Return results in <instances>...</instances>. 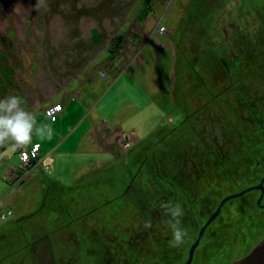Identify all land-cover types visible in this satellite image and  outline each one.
Here are the masks:
<instances>
[{"label":"rangeland","instance_id":"obj_1","mask_svg":"<svg viewBox=\"0 0 264 264\" xmlns=\"http://www.w3.org/2000/svg\"><path fill=\"white\" fill-rule=\"evenodd\" d=\"M181 14L189 31L181 22L173 29ZM179 34L191 45L182 62L174 55ZM118 36L122 49L110 53ZM198 51L204 56L195 66L189 59ZM193 69L200 74L190 78ZM9 95L23 97L34 115L39 163L51 152L57 158L50 178L35 164L15 183L8 166L21 163L20 151L11 141L0 144V215H8L0 226L22 221L6 233L7 244L0 236V264H184L188 245L173 247L168 262L170 252L159 243L172 234L161 203L182 206L190 246L226 197L264 173V0H0V99ZM57 102L67 117L52 131L77 130L54 150V135H37L47 136L45 109ZM129 107L142 110L139 133L159 129L133 142L127 129L123 150L108 138ZM186 107L197 112L182 123ZM82 134L86 151L78 154ZM95 146L104 152L92 153ZM251 190L226 202L223 212L245 206L257 195ZM252 214L227 221L229 214L220 215V226L244 234L216 240V230L207 233L195 264H233L246 255L264 232Z\"/></svg>","mask_w":264,"mask_h":264},{"label":"crops","instance_id":"obj_2","mask_svg":"<svg viewBox=\"0 0 264 264\" xmlns=\"http://www.w3.org/2000/svg\"><path fill=\"white\" fill-rule=\"evenodd\" d=\"M179 16V14H177L176 15V17H178ZM181 16H182V18H180V21H179V23H177L176 24V27L174 28L173 27V29H174V31L176 30V28L178 27V25L180 24V22H181V24H180V28L181 29H183L184 30V32H186V31H189L190 29H189V27H187L186 25H185V23L183 22V20L182 19H184V17L185 16H187V14H181ZM175 17V18H176ZM193 17V16H192ZM194 19H196L197 20V18H194ZM193 19V20H194ZM195 20V21H196ZM188 21H192V19L190 18V19H188ZM233 27H234V24L232 25ZM180 30V29H179ZM185 35V34H184ZM174 39H173V42H175V49H176V51H174L175 53H174V55H175V61L176 62H182V59H185V57H186V54H185V49L186 48H190V44L188 43V41L186 40V38L183 36V35H181V34H179L178 35V37H176V35H175V37H173ZM178 40V41H177ZM191 48H194V45L191 47ZM177 52V53H176ZM202 52V51H201ZM201 52L200 51H198L197 52V54L195 55V56H193V57H191L190 59H189V63H192V64H194L195 65V63H196V61H198L199 59H197V58H199V57H203L204 55H203V52H202V54H201ZM181 57V58H180ZM197 57V58H196ZM180 58V59H179ZM193 58H196V59H193ZM179 59V60H178ZM142 64H144V62L142 63ZM196 66V65H195ZM181 69H183V67H182V65H180V70H179V72H177L178 73V76H179V73L180 72H183V71H181ZM193 71H194V73L195 74H192V75H189V77L190 78H194V76H196V75H198V74H200V73H198V72H196L195 71V69H193ZM190 73V72H189ZM203 73V72H202ZM191 74V73H190ZM202 75H206V76H208L209 75V72H206V73H203ZM180 77V76H179ZM202 79H205V77H203L202 76ZM182 81H183V75H182V77H180V81H179V86H181L182 85ZM156 82V81H155ZM157 84V83H156ZM156 84H154V88H153V93H155L156 94V92L158 91V87L156 86ZM80 94H82V91L80 92ZM79 94V95H80ZM199 94H202V93H199ZM57 103H62V102H57ZM41 104H40V101H39V103H38V106H40ZM51 105H53V104H51ZM48 106H50V105H48ZM47 107V106H46ZM45 107V108H46ZM44 108V109H45ZM184 109V112H183V114L182 115H180L179 116V118L181 119V121H182V123L185 121V120H188L189 118V116L191 115V113H195V112H197V109L196 110H192V111H190V109H187V107L186 108H183ZM65 110V109H64ZM64 110H63V112H64ZM152 110H151V106H149L148 107V112H151ZM141 112H142V110L141 109H138V108H131V107H129V108H127L124 112H123V114L121 115V118H119V122L121 123V124H119V125H117L116 127H114V129H113V135H112V137H110V138H108V142L110 143V144H113V143H119V144H121V146H122V149L124 148V147H126V146H124L125 145V143H124V141H123V137H124V134L126 133V130L127 129H129V130H131V136H132V138H131V141L133 142V141H135V140H138L139 139V137H141V138H143V137H150V136H152V134H155L156 132H157V130L159 129L158 128V125H156L155 126V128L153 129L152 128V126L150 127H147L146 129H144V131L143 132H141V133H139L137 130H136V124L139 122V118L142 116V114H141ZM191 112V113H190ZM62 115V112L60 113V115H58L57 116V118H55V119H53V120H48V123H50V124H52V123H59V122H64L65 121V119H66V117H67V115L65 114L64 115V113H63V115ZM131 118H133L134 120H135V124L134 125H130V124H128L127 122H125L126 120H130ZM123 119V120H122ZM141 122H142V120H141ZM60 126H62V125H60ZM146 125L145 124H141V127H145ZM76 130L77 129H75V130H73V128H69V130L66 132V133H64L63 134V129L61 128L60 130H58V128H55V130H53L54 131V139L55 140H57L56 141V143L54 144L55 145V148H54V150H58L59 148H61L64 144H65V141H67V143L69 142V141H71L72 139H73V137L72 136H74L75 135V133H76ZM115 130V131H114ZM60 135V136H59ZM63 135H66V136H63ZM150 135V136H149ZM85 134H82L81 136H78V138H77V143H76V145L79 147V153L78 154H82V153H84L85 151H86V147L83 145V138H85ZM57 137V138H56ZM71 137V138H70ZM33 142V144L32 145H34V144H39L40 145V151L42 150V148H43V146L40 144V142H36V141H32ZM66 143V144H67ZM21 148H25V147H21ZM21 148H18V152L21 150ZM125 150H126V148H124ZM123 149V150H124ZM95 152H99V153H103L104 152V150H101L99 147H97V146H95V147H93V149H92V153H95ZM110 152V151H109ZM3 153H1V155H2ZM53 155V156H52ZM56 158H57V156H55L54 154H53V152H51V153H49L48 155H46V157H44L43 159H41L40 161H41V163H39V165H41L42 166V168L43 167H49V170H45L46 172H48V174H49V176H47V178L46 179H48V178H50V174H52V171H53V173H54V171H55V169H54V167H55V161H56ZM20 163H18V164H13V165H11V166H8V174L10 175V176H12V178H13V182H15V183H17L18 181H21V180H19L18 179V176L19 175H15L16 173H15V168H14V166H16V165H19ZM45 169V168H44ZM41 175V174H40ZM42 176V175H41ZM44 176V175H43ZM55 176H57V173L55 174ZM26 179H27V177H26ZM52 179H54V178H52ZM60 182V180L59 181H57V178H55V184L56 185H59L60 187H62V188H67V187H65V186H62L61 185V183H59ZM23 182H21V184H22ZM72 183H73V181H72ZM72 186V185H71ZM61 191H63V189L61 190ZM62 194V196L60 197V199L62 200V199H64V197H65V194L64 193H60V195ZM72 202H73V197H71V201L70 202H68V203H66V204H68V206L70 207V205L72 204ZM68 207V208H69ZM7 217H8V215L7 214H1L0 215V219L1 220H6L7 219ZM19 221L20 220H17L16 222H11L10 223V225H9V227H8V223L7 222H5L2 226H0V236L2 235V234H5V239H7V240H5V243L4 244H7L8 243V239H11L12 240V237L10 236L9 238L6 236V233L7 234H10V228H11V230H12V227L14 226V224L15 225H19V224H22V221L19 223ZM24 231V230H23ZM25 234V233H24ZM29 238H31V239H34V238H39V235H35L34 233H30V237Z\"/></svg>","mask_w":264,"mask_h":264},{"label":"clouds","instance_id":"obj_3","mask_svg":"<svg viewBox=\"0 0 264 264\" xmlns=\"http://www.w3.org/2000/svg\"><path fill=\"white\" fill-rule=\"evenodd\" d=\"M23 103V97L17 95H9L0 99V144L11 141L15 147L21 148L32 143L36 120L33 113L22 106ZM47 126L49 128L47 136L37 135L39 138H52L51 124ZM161 208L165 209V214L170 215L174 221V223L169 221L172 227L170 246L179 247L188 235V231L180 226V218L184 215L183 208L179 203L173 204L171 201L161 203ZM144 227L151 228V221L145 222Z\"/></svg>","mask_w":264,"mask_h":264},{"label":"flooded vegetation","instance_id":"obj_4","mask_svg":"<svg viewBox=\"0 0 264 264\" xmlns=\"http://www.w3.org/2000/svg\"><path fill=\"white\" fill-rule=\"evenodd\" d=\"M22 169L24 170V167L22 166ZM15 175H17V174H15ZM263 176H262V178L260 179V181L258 182V183H256V185H253V186H250V187H248L247 189H252L251 191H255V192H257V195L255 196V197H253V198H251V199H249V200H247V202H246V204H245V206H242L240 209H235V208H232V210H230L229 212L226 210V212H223V208L225 207V205L223 206V208L221 209V212H220V214L218 215V217L215 219V220H213L210 224H209V226L206 228V230H205V232H204V235L199 239V237H200V233H201V231H202V229H203V227L206 225V223H204L201 227H200V229H199V231H198V236H197V238L192 242V244L189 246V244L187 243V239L189 238L188 237V235H187V237H185V242L183 243V244H181V246H184V247H187V245H188V258L184 261V264H186V263H188V261H189V257H190V252H191V249L193 248V246H194V244L196 243V242H198L199 241V243H198V245L196 246V248H195V251H194V255H193V259H192V261H191V264H195V259H196V253H197V250L199 249V247L201 246V243H202V239H204L205 238V236H206V234L208 233V235L211 233V231H213V230H216L213 234H214V237H216V240H217V236H219V235H222V236H224V238L226 237V236H230V234L232 235V237H234V236H236V235H238V234H241L240 233V231L239 230H236V229H238V228H236L235 226H231V229L230 228H228L227 226H225V225H222V226H220L221 225V221L219 222V219H222V218H220L221 216H222V214H229L228 216H225L224 217V221H227V220H233L234 219V217H235V215L236 214H241V213H243L244 211H252L253 212V220L256 222V221H263V223H264V219H263V217H262V213L260 212V210H264V173L262 174ZM258 186H260V188H258V189H254V187H258ZM251 191H249V192H251ZM249 192H247V193H249ZM230 201V200H229ZM184 206H185V204H184ZM216 212V211H215ZM221 215V216H220ZM197 217V221L198 222H201V219H203L204 218V215H198V216H196ZM170 218L172 219V217L170 216ZM169 219V218H168ZM144 220V219H143ZM170 220V219H169ZM153 222V221H152ZM151 222V223H152ZM218 223L217 225H215L216 223ZM215 223V224H214ZM214 225V226H213ZM184 226V225H183ZM155 228H156V225L154 226ZM153 227V228H154ZM263 227H264V225H263ZM236 228V229H235ZM142 230H143V227H142V222H139V230L138 231H136V232H142ZM188 232H189V230L188 229H186ZM232 230H234V231H232ZM154 233L157 235V236H159L160 235V232H159V230L156 228V230L154 231ZM195 234V233H194ZM163 237V236H162ZM155 240V243H153L152 244V246H153V250H159L158 249V245H157V239H154ZM172 240V234L171 233H169V234H167L165 237H164V241H163V239L161 238V240H159V243L161 244V242L163 243L164 242V245L162 244V248L164 247V248H166L167 249V252H168V250H169V252H170V254H169V259H168V262H170V260L172 259V249H173V247L172 246H170V241ZM119 243L122 245L123 244V242L122 241H119ZM231 244V242H228V244ZM262 243H264V232L262 233V234H260V236H259V238H258V240H256L253 244H252V246H250L248 249L250 250H248L247 252V254L246 255H244L243 257H241V259H243L244 257H246V256H248L249 254H251L252 253V251L257 247V246H259V245H261ZM218 244V242L216 243L215 242V244H214V246L213 247H215V245H217ZM242 244H246L245 242H242ZM129 244L128 243H126V246H128ZM219 247V246H218ZM227 247H229V245L227 246ZM226 247H222L221 248V250H223V249H225ZM251 248V249H250ZM208 250V249H207ZM161 253H162V257H161V259H163V257H164V254L165 253H163L162 251H161ZM168 254V253H167ZM240 258L239 259H237L236 261H234V263L233 264H236L239 260H241ZM162 261V260H161ZM157 263H159V262H157Z\"/></svg>","mask_w":264,"mask_h":264},{"label":"water","instance_id":"obj_5","mask_svg":"<svg viewBox=\"0 0 264 264\" xmlns=\"http://www.w3.org/2000/svg\"><path fill=\"white\" fill-rule=\"evenodd\" d=\"M15 168V173L17 175H19L18 177H23V174H24V170L22 169L21 165H16L14 166ZM260 188V186L258 187H254V189H258ZM250 189H247L243 192H241L240 194H235V195H231V196H228L226 197L222 202H221V205L220 207L217 209V211L212 215V217L207 221L206 225L203 227L201 233H200V237L199 239L204 235V232L206 230V228L209 226V224L215 220L218 215L220 214L221 212V209L223 207V205L228 202L229 200H231L232 198H235L241 194H243L244 192L248 191ZM199 241L196 242L193 246V248L191 249V252H190V257H189V261L188 263L186 264H191V261L193 259V255H194V251H195V248L196 246L198 245ZM236 264H264V243H262L261 245L257 246L251 254H249L248 256L244 257L243 259L239 260Z\"/></svg>","mask_w":264,"mask_h":264},{"label":"built area","instance_id":"obj_6","mask_svg":"<svg viewBox=\"0 0 264 264\" xmlns=\"http://www.w3.org/2000/svg\"><path fill=\"white\" fill-rule=\"evenodd\" d=\"M64 110V104L63 103H55L53 105L48 106L45 109V115L49 120H53L57 118V116L63 112ZM40 152V145L39 144H34L30 149H23L20 150V158H21V167H24V174L28 173V168L31 165H38L39 163V154ZM35 162V163H34ZM25 166H28L25 168ZM46 170H49V167H45ZM23 174V177H24ZM26 178V177H24Z\"/></svg>","mask_w":264,"mask_h":264},{"label":"trees","instance_id":"obj_7","mask_svg":"<svg viewBox=\"0 0 264 264\" xmlns=\"http://www.w3.org/2000/svg\"><path fill=\"white\" fill-rule=\"evenodd\" d=\"M149 1V0H148ZM122 41H123V38H122V36H118L117 38H114V45H113V48H111L110 50H109V52L110 53H112L113 51H114V49L116 48H118V49H122ZM35 163V162H34ZM240 231V233L243 235L244 233V231L243 230H239ZM51 248V247H50Z\"/></svg>","mask_w":264,"mask_h":264}]
</instances>
